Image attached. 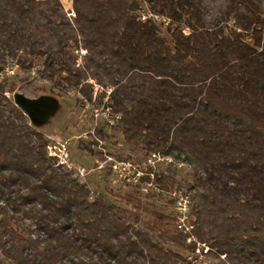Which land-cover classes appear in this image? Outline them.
<instances>
[{"label":"trees","instance_id":"16d2710c","mask_svg":"<svg viewBox=\"0 0 264 264\" xmlns=\"http://www.w3.org/2000/svg\"><path fill=\"white\" fill-rule=\"evenodd\" d=\"M146 7L170 20L169 37L140 20ZM73 13L61 0H0V75L44 60L40 77L60 90L92 101L93 84L110 89L125 144L193 161V229H173L154 207L138 227L140 214L91 199L4 78L0 264H193L198 244L216 264H264V0H227L211 24L202 0H73ZM71 49L86 51L82 66ZM155 183L177 185L164 173Z\"/></svg>","mask_w":264,"mask_h":264},{"label":"rangeland","instance_id":"374dc122","mask_svg":"<svg viewBox=\"0 0 264 264\" xmlns=\"http://www.w3.org/2000/svg\"><path fill=\"white\" fill-rule=\"evenodd\" d=\"M61 1L65 11L73 17V0ZM202 2L206 21L209 24L222 14L227 5V0H202ZM169 32L165 30L164 35L169 37ZM71 51L77 58L78 65L82 66L86 51L84 49H71ZM43 64L44 60H37L33 68L23 69L16 62L11 61L7 71L0 75V81L7 78L6 96L25 114L32 129L41 132L47 138L48 153L50 146L63 149L62 145L65 144L72 167L66 168L80 184L89 189L91 199L104 197L107 203L129 210L128 215L132 221L137 213L140 214L143 218L138 227L146 228V222L152 216L145 209L151 210L154 207L165 215L166 224L181 231L178 227L179 202L183 203L182 199L188 197L190 209L196 203L195 192L189 191L193 186L192 177L195 169L193 161L183 155L180 158L182 162L174 160L175 164L184 165L181 168L165 162L149 164L150 156L142 150V147L132 149L125 144L116 126L110 124L109 112L106 109L109 105L110 89L104 90L99 85L93 84V100L89 101L77 90L63 91L49 81L43 80L40 77ZM116 162L131 163L143 173L170 175L177 182L173 191L178 193L180 199L163 190L157 192L154 190L156 187L148 186L149 180L153 179L147 174L142 177L141 187L121 182L113 172L112 166ZM127 196L137 198L142 203L143 209H137L134 202L128 203L125 200ZM195 258H198V264L218 262L217 259L207 256L200 258L198 254ZM3 261L0 256V262Z\"/></svg>","mask_w":264,"mask_h":264},{"label":"built area","instance_id":"2783aa9c","mask_svg":"<svg viewBox=\"0 0 264 264\" xmlns=\"http://www.w3.org/2000/svg\"><path fill=\"white\" fill-rule=\"evenodd\" d=\"M140 20L142 22H148V21H153L154 23L158 24L163 31L168 30L170 26V20L152 13L147 7L142 9L140 12ZM109 101V98H108ZM108 110V117H110V124L112 126H117L120 119L121 115L113 113L112 109L107 106L106 108ZM63 149H60L57 146H50L49 147V156L53 158L58 159V164L64 167H67L71 169V163L69 161V155L67 152V147L66 145H62ZM109 160H112L109 158ZM149 164L155 165L157 162H165L171 165H175L178 168L183 167L184 165L182 163H174V159L171 156H166L161 153H153L150 155L148 159ZM114 174L117 176V178L127 184V185H133V186H138L143 184V176L147 174L148 177L152 178L153 180H149L147 183L148 186H151L153 188L156 187L157 192H161L162 190L155 185V174L154 172L151 173H143L139 169H137L134 165L131 163H119L116 162L112 166ZM145 190V189H144ZM169 194H172L174 197L179 198L180 196L177 195L178 193L176 191H172ZM187 199H182L183 203H180L179 205L180 208H178L180 212V217H178L179 220V229L183 231L184 233H190L193 229V226L190 225L189 223V213H190V200L188 197ZM180 199V198H179ZM187 222V223H186ZM192 241H195L194 237H189L188 243H191ZM210 251V248L207 247L206 245L203 244H198L196 253L191 255L189 260L192 261L193 264H198V258H195L198 254V257L204 258ZM196 255V256H195ZM195 256V257H194ZM226 256H222L223 259H225Z\"/></svg>","mask_w":264,"mask_h":264}]
</instances>
